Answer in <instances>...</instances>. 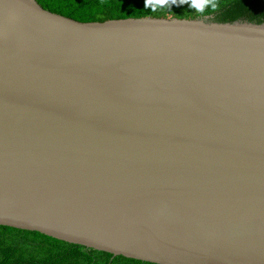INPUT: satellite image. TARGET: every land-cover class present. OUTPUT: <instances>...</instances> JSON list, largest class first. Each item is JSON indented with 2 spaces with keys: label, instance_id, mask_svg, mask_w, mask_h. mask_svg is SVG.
<instances>
[{
  "label": "water",
  "instance_id": "1",
  "mask_svg": "<svg viewBox=\"0 0 264 264\" xmlns=\"http://www.w3.org/2000/svg\"><path fill=\"white\" fill-rule=\"evenodd\" d=\"M0 225L156 264H264V22L0 0Z\"/></svg>",
  "mask_w": 264,
  "mask_h": 264
},
{
  "label": "trees",
  "instance_id": "2",
  "mask_svg": "<svg viewBox=\"0 0 264 264\" xmlns=\"http://www.w3.org/2000/svg\"><path fill=\"white\" fill-rule=\"evenodd\" d=\"M46 9L81 21L123 17L209 16L217 21L264 22V0H220V8L199 14L188 3L157 8L145 0H38ZM0 264H156L55 239L38 231L0 225Z\"/></svg>",
  "mask_w": 264,
  "mask_h": 264
},
{
  "label": "clouds",
  "instance_id": "3",
  "mask_svg": "<svg viewBox=\"0 0 264 264\" xmlns=\"http://www.w3.org/2000/svg\"><path fill=\"white\" fill-rule=\"evenodd\" d=\"M185 3H188L199 14H205L206 10L215 13L220 8V0H145V6L151 7L153 11H156L159 7L180 6Z\"/></svg>",
  "mask_w": 264,
  "mask_h": 264
}]
</instances>
